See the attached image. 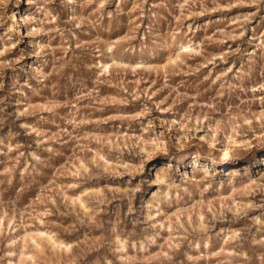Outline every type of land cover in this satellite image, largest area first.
<instances>
[{"label": "clouds", "instance_id": "9594fccd", "mask_svg": "<svg viewBox=\"0 0 264 264\" xmlns=\"http://www.w3.org/2000/svg\"><path fill=\"white\" fill-rule=\"evenodd\" d=\"M262 169L264 0H0V264H264Z\"/></svg>", "mask_w": 264, "mask_h": 264}, {"label": "rangeland", "instance_id": "374dc122", "mask_svg": "<svg viewBox=\"0 0 264 264\" xmlns=\"http://www.w3.org/2000/svg\"><path fill=\"white\" fill-rule=\"evenodd\" d=\"M240 10L247 11L249 9H248V6L245 5V6H242V8ZM236 14H237L236 10H233L231 12L217 11V12H213V13H206V14H204V16L197 18V22H202L203 20H212V21L216 22L215 23V27H221L222 28V27H224V23L223 22H226L227 19L232 18ZM120 34L122 35L123 33L121 32ZM235 46L236 45L233 44V47H235ZM241 47L243 48L244 45H241ZM210 50L215 52V51H224L225 49L211 46ZM248 50L250 51V49H248ZM208 70L209 71H213V72H217L218 70H222V69H220V66H217V69H212L211 66L209 65ZM205 74H206V72H205ZM105 114H108V113H105ZM4 131H7V127L4 129ZM53 131H55L54 128H53ZM108 131H112V129L109 128ZM66 158H67L66 156H64L63 158H58L56 163L57 164H63L64 163V159H66ZM262 170H264V169H262ZM256 174L258 175V172H256ZM47 176H48V179H51V170L48 171ZM254 178H255V176H253V179ZM43 182L46 183L47 180H44ZM17 187H19V185H17ZM38 194H39L38 188L35 191H33L32 189H29L26 193L23 194L22 200H23V202L25 204H27L34 196H36ZM65 242L68 243V244H71L72 241L71 240H67ZM22 247H23V245H22ZM31 255H32V253L27 251V250H24L22 252V256L24 258L23 259V264H30L28 258L31 257ZM12 259L14 260L15 264H21V255H15Z\"/></svg>", "mask_w": 264, "mask_h": 264}]
</instances>
